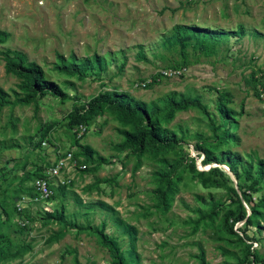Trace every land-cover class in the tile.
<instances>
[{"label": "rangeland", "instance_id": "rangeland-1", "mask_svg": "<svg viewBox=\"0 0 264 264\" xmlns=\"http://www.w3.org/2000/svg\"><path fill=\"white\" fill-rule=\"evenodd\" d=\"M175 24L206 28L221 34V39L202 49L193 40L182 46L172 38L165 43ZM238 24L244 28L242 36L229 34ZM0 29L8 34L0 49L23 52L27 61L42 68L46 81L69 97H45L36 109L28 104L0 110V246L12 251L30 245L18 258L0 259V264L107 263V253L87 231L65 228L56 241H47L61 226L40 224L37 210L44 209L40 204L23 203L31 218L24 229L19 225L25 221L11 210L12 198L26 191L39 166L51 162L56 150L77 151L79 145L93 150L94 163L88 167L96 164V170H72L71 187L48 202L47 210L62 207L65 222L103 223V231L115 239L127 264H236L242 258L241 246H225L213 225L191 230V222L212 204H227L229 181L235 183L232 174L220 164L223 174L209 175L214 185L201 187L185 165L193 162L196 170L204 171L217 166L201 164V154L192 147L204 139L215 140L211 125L218 123L217 98L235 112L232 121L224 123L236 138L226 147L239 155L242 164L249 159L264 161V0H0ZM138 47L144 60L138 58ZM58 54L65 62L70 55L75 63L93 54L100 60L96 65L88 61L78 79L55 70ZM182 59L189 64L177 67L178 77L163 73ZM16 82L0 62V87L9 99ZM104 90L158 104L171 93L184 94L199 98L205 107V113L193 107L177 111L163 126L182 137L179 148L164 154L181 161L163 213L152 205L150 195L151 172L160 155L137 159L127 151L115 152L121 126L106 111L86 123L81 136H76L75 125H68L75 109ZM43 127L47 131L40 139ZM246 193L248 205L257 204L264 185ZM260 211L259 229H245L249 251L256 255L253 264L264 262V208ZM241 224L234 228L241 229Z\"/></svg>", "mask_w": 264, "mask_h": 264}, {"label": "trees", "instance_id": "trees-1", "mask_svg": "<svg viewBox=\"0 0 264 264\" xmlns=\"http://www.w3.org/2000/svg\"><path fill=\"white\" fill-rule=\"evenodd\" d=\"M171 30L172 32L166 37L165 43L169 42L172 38L173 41L180 43L182 46L185 40H193L195 44L202 49L205 48L206 44H213L217 42L218 39H221V34H217V32L206 28H187L175 24L172 26ZM243 33V26L238 24L235 31L229 34L242 36ZM7 37L8 34L0 29V44L6 42ZM137 54L139 59L144 60L140 47H138ZM70 56V61L65 62L61 55H56L57 64L55 65V70L64 75L73 76L78 79L83 78L81 71L86 69L89 62H92V65H96L99 64L98 62L100 60L99 57L93 54L89 60L84 59L81 62L75 63L73 61V56ZM0 62L2 63L4 73L14 76L17 80L15 84L16 90L12 91V99H9L7 93L0 87V110L5 106L11 108L16 105L28 104L33 105L34 109H36L39 101L45 97L59 100L69 99L68 95L56 84L45 80L42 68L34 61H27L23 52L8 48L0 49ZM187 64H189V62L182 59L167 68L176 70L177 67H182ZM255 94L257 95V92H255ZM190 107L197 108L205 113V107L200 102L199 98L184 94L174 96L171 93L160 99V104H158L154 101L148 103L141 102L132 98L126 92L104 90L89 97L78 109H75L68 120V125H75L76 127L78 124H83L85 126L86 123L106 111L112 115L121 126L119 132L122 138L113 145V150L115 152L120 153L127 151V153L133 155L137 159L144 154L160 155L157 160L158 167L151 172L153 188L150 191V195L153 202L152 205L163 213L168 209L172 193L174 192V177L179 178V174L176 173L181 161L179 158L167 159L164 157V154L170 149H174L175 147L179 148L178 143L181 142L182 138L181 136L175 137L171 131L163 126L172 119L175 112ZM215 108L218 123L211 125L215 140L206 141V139H204L200 142L193 143L192 147L196 151V155L201 154V164L213 162L215 165L217 164V166L209 167L207 171L196 170L194 163L191 162L186 164L185 167L190 172V177L196 180L201 187H208L214 185L209 175L213 173L223 174L218 165L224 164L227 170L232 174L235 180V186H232V182L229 181L230 185L227 187L229 192L227 204L220 205V207L218 204H212L207 212L200 213V215L191 222V230L195 231L197 225H213L217 234V239L222 241L225 246L230 244L241 246V250L243 251L242 258L236 259V264H247L245 260H247L248 256L252 257L250 258L251 260L248 259V263L253 264L256 255L249 251V245L246 243V241H248V236L245 234V229L247 226H254L256 229H259V222L263 219L260 208H264V196L260 198L257 204L250 206L248 205L249 198L246 189L254 191L257 190L259 186L264 185V161L262 159H256L254 161L249 159L246 164H242V159L239 155L226 147L230 141L236 138L228 129L224 128V123L231 122L235 112L227 108L218 98L215 101ZM46 131L47 128L44 127L39 131L40 139L45 137ZM70 152L72 159L76 161L75 168L77 171L81 173L88 169L91 171L96 170V164L88 167L90 163H94L92 159L93 150L89 147L79 145L77 151L70 150ZM80 157L82 159H80ZM79 165H83V168H78ZM238 166H240V170ZM44 169L45 166H39L33 178L43 175ZM226 179H228V177ZM31 182L30 185L27 186L25 192L14 196L11 200V210L13 214L20 217L22 221H25V223L22 222V224L19 225L20 229H24L27 226V221H30L31 218L27 215L26 208L17 209L15 204L22 196L32 197L34 195ZM71 184L70 182L55 188L52 187V194L48 201H52L58 194L64 193L71 187ZM245 206L248 207L249 214H246ZM37 212L39 213L38 220L42 226L50 223L59 224L61 226L57 232L52 233L48 237L47 241H56L61 237L63 229L65 228H74L78 232L87 231L95 236L98 245L107 253L108 261L106 264H127L126 258L119 249L115 239L103 231V223H100L98 226H83L74 222H65L62 216V207L53 208L51 210L42 209L37 210ZM240 221L243 227L236 230L234 225ZM0 238H3V236L0 235ZM8 249L6 245L0 246V259L10 260L18 258L30 249V245L26 243L16 246L12 251H8ZM220 250L228 254L226 247L220 246Z\"/></svg>", "mask_w": 264, "mask_h": 264}, {"label": "built area", "instance_id": "built-area-1", "mask_svg": "<svg viewBox=\"0 0 264 264\" xmlns=\"http://www.w3.org/2000/svg\"><path fill=\"white\" fill-rule=\"evenodd\" d=\"M168 72H163L166 75H172L178 77L181 74L180 70H167ZM141 85H144L141 83ZM76 136H80L84 130L85 126L83 124H78L75 127ZM55 157L51 162L45 165L43 170V175L33 178L31 185L34 192L32 197L22 196L18 201H16V208H22L23 203H33L40 204L46 210V205L49 197L52 194V187H57L59 185H65L71 182L72 178L69 177V173L76 170V161L72 159L71 152L69 151H55ZM78 168H83V165H79ZM22 203V204H21ZM22 224V223H21ZM264 264V262H263Z\"/></svg>", "mask_w": 264, "mask_h": 264}, {"label": "water", "instance_id": "water-1", "mask_svg": "<svg viewBox=\"0 0 264 264\" xmlns=\"http://www.w3.org/2000/svg\"><path fill=\"white\" fill-rule=\"evenodd\" d=\"M226 171H228L227 169H226ZM247 209V208H246Z\"/></svg>", "mask_w": 264, "mask_h": 264}]
</instances>
